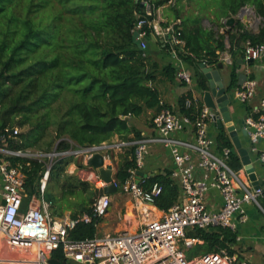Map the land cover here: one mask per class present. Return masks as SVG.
Returning a JSON list of instances; mask_svg holds the SVG:
<instances>
[{
  "label": "trees",
  "instance_id": "obj_1",
  "mask_svg": "<svg viewBox=\"0 0 264 264\" xmlns=\"http://www.w3.org/2000/svg\"><path fill=\"white\" fill-rule=\"evenodd\" d=\"M143 1L158 8L169 0H0V132L6 128L26 129L15 139L8 138L10 148L50 153L56 145L58 150L69 149L67 140L87 146L110 141L115 136L127 139L133 133L141 138L132 119L141 117L146 110L158 114L164 107L158 89L152 85L156 80V64L148 53L143 56L135 39L138 17L146 14V7L141 8ZM212 3L217 19L238 15L242 8L252 7L264 20V0H212ZM148 17L154 19L153 15ZM181 27L185 46L178 49V56L194 67L198 84L205 90L207 83L200 65H217L220 61L217 52L224 51L225 44L223 40L212 44L211 33L200 20L191 31L183 23ZM248 40L263 44L264 26L258 34H252L238 22L230 34V52L234 54ZM165 69L175 76L174 67L169 65ZM64 97L71 99L70 107L58 123L56 135L47 139L54 104ZM191 97L192 94L179 100L180 113L192 114L193 109L185 106L186 99ZM217 142L220 148L231 150L230 166L241 169L239 156L232 153L233 143L224 129L220 130ZM133 154L131 149L119 157L116 179L120 185L129 178V169L135 167ZM12 162L21 163L28 199L40 196V180L49 160L15 158ZM73 162L72 158L54 162L45 197L51 202L53 213L61 216L63 213L56 206L79 195L76 206L68 203L65 208L76 218L92 212L101 191L97 188L90 191L89 183L68 174L67 168ZM156 183L163 191L155 205L169 210L179 201L181 186L172 178L171 170L147 177L143 187L150 189ZM84 192L88 193L86 197ZM56 198H61L60 204ZM98 222L95 219L90 224L80 223L69 238L96 237ZM191 235L201 238L203 244L192 249L189 257L222 249L235 253L236 234L228 229L197 230ZM53 257L66 263L62 251L55 252Z\"/></svg>",
  "mask_w": 264,
  "mask_h": 264
},
{
  "label": "built area",
  "instance_id": "obj_2",
  "mask_svg": "<svg viewBox=\"0 0 264 264\" xmlns=\"http://www.w3.org/2000/svg\"><path fill=\"white\" fill-rule=\"evenodd\" d=\"M174 1L169 0L168 3L174 4ZM142 3L146 14L138 17L134 32L143 56H147L150 37L161 36L180 62L177 78L192 85L193 77L178 56V49L185 46L181 38L182 21L178 19L163 26L158 19L148 17L154 15V5L148 1ZM244 57L246 61L262 59L264 43L255 44L248 40L244 46ZM256 95L257 82L250 79L233 92L234 100L241 104L251 102ZM185 106L193 109L192 114L163 107L152 118L156 135L130 136L127 139L117 137L87 146L67 140L71 145L69 149L58 150L56 145L50 153L12 149L8 138L15 139L19 135L18 128H6L0 132V264H49L57 251H62L66 262L78 264H251L244 259L240 262V255L230 254L227 249L188 256L192 249L203 244L201 238L191 235L192 232L223 228L237 234L239 226L249 219L247 205L256 206L264 214V183L259 182V188H255L244 165L239 170L233 169L229 164L231 150L220 148L217 139L209 134L210 123H216L220 114L193 95L186 99ZM262 110L264 99L254 108V114L247 116L245 127L252 143L251 153L256 156V162L264 166ZM180 134H189V137L181 138ZM258 143L262 145L258 146ZM151 145H162L169 151L174 165L172 178L179 182L182 189L179 201L169 210H161L155 205L162 194V186L156 183L145 189L143 183L147 177L138 176V172L146 166ZM131 149H134V154L129 156L134 160L135 167L129 169V178L120 185L116 179L119 157ZM97 154L103 157V168L112 170V184L130 195L137 208H141L140 229L73 240L69 238V233L80 223L90 224L108 215L111 197L109 194L99 195L90 214L76 218L70 215L55 217L51 213V202L45 199L50 171L56 160L64 158L81 160L84 168L90 169L92 167L88 162ZM15 158L49 160L40 180V196L28 199L26 176L21 163L13 164L12 159ZM96 174L87 172L83 180L92 183L95 188H105L108 184L98 172ZM212 191H217L222 199L219 210L208 203ZM25 201L28 205L24 209Z\"/></svg>",
  "mask_w": 264,
  "mask_h": 264
},
{
  "label": "crops",
  "instance_id": "obj_3",
  "mask_svg": "<svg viewBox=\"0 0 264 264\" xmlns=\"http://www.w3.org/2000/svg\"><path fill=\"white\" fill-rule=\"evenodd\" d=\"M153 2V0H151ZM216 7L212 3V0H175L174 4H169L168 2L154 10V18L158 19L163 26H167L174 21L181 19L183 27L188 31H191L194 28H197L198 20L201 21V24L205 30L211 33L210 42L215 44L216 41L223 40L225 44L224 51H218L220 55V61L217 65H207L215 67L221 65L220 75L225 86L233 85V92L237 89L236 83L238 82V77L240 74H244L246 78L242 80V85L247 80H255L257 82V95L249 103L241 104L236 101L237 111L234 113V119L238 123V131L240 140L245 148L249 149L251 154V160L255 167V173L260 183H264V166L256 162V156L251 153L252 143L249 136H245L243 131L245 126L239 125L240 119H243L246 116H251L254 114V108L259 106L260 101L264 99V57L257 61H246L244 57V43L234 50V54L230 52V34L235 31V27L238 22L244 24L246 29L252 34H258L260 29L264 26V20L259 17L257 18L251 11L243 14L242 19H237L236 25L230 29L229 35L225 34L226 26L225 21L228 18L217 19L215 15ZM237 15H235L236 17ZM248 18L249 24H246L244 18ZM149 49V51H148ZM147 53L151 58L152 63L156 64L155 76L156 80L153 82V86L158 89L160 94V104L164 107H169L176 112H179V100L182 97L192 94L193 96L199 98L201 102L203 100V92L200 88L197 77L195 75L194 67L186 62H182L184 68L192 75L193 83L192 85H187L186 83L180 81L176 74L172 77L171 72L165 69L167 66L171 65L177 71L180 62L174 57L169 48L167 47L166 42L161 38V36L151 37V41L147 48ZM203 73V72H202ZM205 76V75H204ZM206 79V78H205ZM207 83V80H206ZM147 114L152 118L156 115L155 110H146L144 115ZM142 115V116H144ZM261 115L264 116V110H262ZM142 116L140 118H142ZM258 117V115H256ZM140 118H137L139 121ZM238 121V122H237ZM132 124L135 128L141 132V137H150L156 135V132L150 124L146 125L145 123H137L143 125L144 129L142 130L141 126L138 127L134 124L132 119ZM146 128V130H145ZM219 127L216 123H210L209 125V134L212 138L217 139L220 133ZM228 134L227 130L224 129ZM130 136H135V134H130ZM229 136V134H228ZM119 136H115L116 138ZM181 138H188L189 134H180ZM230 138V136H229ZM231 139V138H230ZM232 141V140H231ZM233 143V142H232ZM261 143H258V146H261ZM153 148V147H152ZM151 147V149L153 151ZM157 150V149H156ZM150 151V152H152ZM153 161L146 163L143 172L150 175L155 174L156 172H164L166 170H173L174 165L170 157L169 151L168 159L160 160L159 157L155 156L154 152L151 153ZM238 155V154H237ZM239 156V155H238ZM155 159V160H154ZM240 163L242 164L241 157L239 156ZM80 163L83 165L81 160ZM78 162V165L80 164ZM78 167L75 160L67 168L68 174L73 175L77 172ZM84 168V167H83ZM79 172L80 179L82 181L83 177L87 172H91L94 175H97V171L90 170L85 168V170ZM87 182V181H84ZM93 186L92 183L87 182ZM98 189V188H97ZM101 194L104 193V188L99 189ZM112 200L111 208L109 209L108 215L99 220L97 225V237H99L98 231L99 228L105 230V235L107 234H117L124 230L131 232H136L140 229L141 219H140V210L137 208L135 200L128 194L123 193L122 190H118L116 193L109 194ZM49 202V200L45 197ZM209 205L215 209L219 210L222 206V199L217 191H212L208 196ZM28 205V204H27ZM27 208V206H25ZM24 208V209H25ZM137 208V209H136ZM246 211L248 214V221L245 224H241L238 228L236 234V242L233 246L235 250L234 254H238L241 257L240 252H255L257 248L259 251L264 249V223H260L258 220V214L255 212V207L252 205L246 206ZM51 213L55 217H63L65 215L72 216V212L63 213L59 216L53 213L51 205ZM240 251V252H238ZM53 257V256H52ZM67 264H74V262H66ZM78 264V263H75Z\"/></svg>",
  "mask_w": 264,
  "mask_h": 264
},
{
  "label": "water",
  "instance_id": "obj_4",
  "mask_svg": "<svg viewBox=\"0 0 264 264\" xmlns=\"http://www.w3.org/2000/svg\"><path fill=\"white\" fill-rule=\"evenodd\" d=\"M141 8H144V4L141 3ZM251 11L256 17L257 14L255 10L250 7H244L240 10L238 15L229 17L225 21V34L229 35L230 29H232L237 22V19H242L243 14L246 12ZM259 18V17H257ZM246 21V24H249L248 18H244ZM135 39L137 40V34H135ZM220 68L221 65L211 67L207 66V64H201L200 69L205 75V78L207 80V89H202L203 92V100L205 106H207L212 111L217 112L220 114L219 118L216 121V125L219 127V129H226L232 142H233V154H238L241 157L242 164L246 167L247 173L250 176V179L253 183V186L255 188H259L260 183L257 179V175L255 173V167L251 163V154L249 152L248 148H245L240 140L239 137V131H238V123H236L234 119V113L237 111V104L236 101L233 98V89L232 84L225 86V84L222 81L221 75H220ZM246 78L244 74H240L238 77V82L236 83L237 86L242 85V80ZM247 116L243 119H240L239 125L245 126V120ZM238 122V121H237ZM244 135L247 137L249 136L248 130L244 129L243 131ZM89 165L96 170L101 178L108 184L104 188L105 194H112L116 193L118 191L117 187L112 184L113 178H112V170L111 169H104L103 168V157L100 154L95 155L92 159L89 160ZM159 174V172H156L155 174H145L143 171L138 172L139 178L141 177H153L154 175ZM243 259L240 260V262ZM49 264H67L65 262H61L60 260L52 257L49 260Z\"/></svg>",
  "mask_w": 264,
  "mask_h": 264
},
{
  "label": "rangeland",
  "instance_id": "obj_5",
  "mask_svg": "<svg viewBox=\"0 0 264 264\" xmlns=\"http://www.w3.org/2000/svg\"><path fill=\"white\" fill-rule=\"evenodd\" d=\"M153 1L156 2V1H159V0H153ZM250 8L252 9V7H250ZM148 51H149V49H148ZM68 97L59 98L57 100V102H55V104H54V107H55L54 108V112L51 115L52 116V119H51L52 124H51L50 131H49V133L47 135V139H51L52 136L56 135L58 123H60V121L62 120L63 116L65 115V113L68 111V109L70 107V100L71 99L68 98ZM136 120H137V118L133 119L134 124L137 125L138 127L141 126V128L143 130L144 126L143 125H139L137 123H145L146 125H148V124H150L151 116L145 114L144 116H142V118L139 119V121L135 122ZM18 130H19V134H20L21 132L25 131L26 129H21V128L18 127ZM145 130H146V128H145ZM150 147L151 148L153 147L152 148L153 151L151 149H150V151L154 152L155 156L159 157L160 160L169 158L168 150L166 148H164V146H162V145H151ZM152 152H150V154L147 157V160H146L147 164L150 163L151 161H153L152 154H151ZM75 162H76L77 166H78V162L80 163V161H76V160H75ZM90 170H94V169L90 168ZM83 171H88V170L87 169L85 170V168H79L78 167L77 172L74 173L73 176H76V177L80 178V173L79 172H83ZM94 171H96V170H94ZM90 186H91L90 191L96 189L91 184H90ZM84 194H85V197L88 195V193H85V192H84ZM68 198H69V202L62 201V200H60L61 198L60 199L56 198L57 204H60V201H62L60 206H58V205L56 206V209L58 210V212H61V213H69V212H71V211L65 209L66 206L68 205V203H69V205L76 206V203L80 200L79 199V195L78 196H74V197H68ZM27 204H28V201L27 202L25 201L24 202V208H25V206H27ZM252 206L255 207V209H256L255 212L258 214V220L260 221V223H264V214L262 212H260L256 208V206H254V205H252ZM98 234H99V237H103V236H105L106 233H105V230L103 228H99ZM111 235H113V234L111 233ZM260 243H263V245H264V241L260 242ZM238 252H240V251H238ZM240 254H241V258L242 259L246 260L247 262H249L251 264H264V249L259 251V248H257L255 252L249 253V252L245 251V252H240Z\"/></svg>",
  "mask_w": 264,
  "mask_h": 264
}]
</instances>
